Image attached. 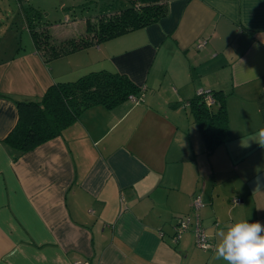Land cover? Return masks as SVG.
<instances>
[{"label": "crops", "instance_id": "0c3cea01", "mask_svg": "<svg viewBox=\"0 0 264 264\" xmlns=\"http://www.w3.org/2000/svg\"><path fill=\"white\" fill-rule=\"evenodd\" d=\"M167 3L158 22L98 44L0 59V264H224L193 225L172 239L194 194L211 244L217 226L264 225V0ZM99 69L127 75L142 101L92 106L20 155L3 141L17 100ZM200 88L225 94L229 139L210 152L188 102Z\"/></svg>", "mask_w": 264, "mask_h": 264}, {"label": "trees", "instance_id": "16d2710c", "mask_svg": "<svg viewBox=\"0 0 264 264\" xmlns=\"http://www.w3.org/2000/svg\"><path fill=\"white\" fill-rule=\"evenodd\" d=\"M167 2L105 0L96 22L85 20L83 34L57 42L51 41L49 33L36 31L33 27L35 17L29 10L22 11L34 47L44 58L51 59L152 25L167 15ZM140 92H143L142 87L127 75L106 69L89 71L71 81H56L38 99L16 101L17 121L3 141L16 151V155H20L59 135L84 110L96 105L109 109L127 100L128 95H139ZM209 92L213 99L210 104L197 94L188 102L205 147L210 152L229 139V129L224 91L210 89Z\"/></svg>", "mask_w": 264, "mask_h": 264}, {"label": "rangeland", "instance_id": "374dc122", "mask_svg": "<svg viewBox=\"0 0 264 264\" xmlns=\"http://www.w3.org/2000/svg\"><path fill=\"white\" fill-rule=\"evenodd\" d=\"M20 1L21 4L19 0H0V59L15 57L33 46L23 9L29 10L35 17L33 27L36 31L49 33L51 41L57 42L83 34L85 20L92 19V22H96L105 0Z\"/></svg>", "mask_w": 264, "mask_h": 264}, {"label": "clouds", "instance_id": "9594fccd", "mask_svg": "<svg viewBox=\"0 0 264 264\" xmlns=\"http://www.w3.org/2000/svg\"><path fill=\"white\" fill-rule=\"evenodd\" d=\"M257 136V143L264 147V128ZM203 246L212 248L213 259L224 264H264V225L241 219L217 226L214 244Z\"/></svg>", "mask_w": 264, "mask_h": 264}, {"label": "built area", "instance_id": "2783aa9c", "mask_svg": "<svg viewBox=\"0 0 264 264\" xmlns=\"http://www.w3.org/2000/svg\"><path fill=\"white\" fill-rule=\"evenodd\" d=\"M197 49H202L205 46V39L199 40L195 44ZM143 89V88H142ZM197 95H202L204 100L210 104L213 99L210 95L208 89L200 88L196 92ZM128 100L132 102H140L142 101V92L139 95L130 94L127 97ZM240 198L234 197L232 198L233 203H239ZM203 201L200 194H194L191 200V207L193 211L194 220L192 222V217L189 214H181L176 217L175 225H174V233L172 239L177 241L180 239L181 235L188 230L190 225H193V234L195 239L196 246L200 248H205L204 244H211L209 241L208 235L206 234L204 228L200 222L199 209L202 207ZM72 264H88L85 261H74Z\"/></svg>", "mask_w": 264, "mask_h": 264}]
</instances>
